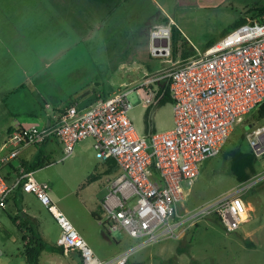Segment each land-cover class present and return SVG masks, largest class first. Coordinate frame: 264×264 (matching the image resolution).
Segmentation results:
<instances>
[{
    "label": "built area",
    "instance_id": "built-area-1",
    "mask_svg": "<svg viewBox=\"0 0 264 264\" xmlns=\"http://www.w3.org/2000/svg\"><path fill=\"white\" fill-rule=\"evenodd\" d=\"M150 36L151 55L172 58L171 28L158 26ZM163 81L168 83L172 98L173 126L141 135L129 115L133 107L129 95L136 92L142 99L143 90L144 105L156 106ZM142 83L98 97L85 107L71 105L52 125L15 129L2 147L7 151L0 152V170L23 148L50 138L62 146L58 162L69 158L81 141L91 139L96 157L102 162L115 160L120 170L113 181L108 180V193L101 201L104 219L100 222L109 234L124 231L132 238L144 239L143 247L166 238L179 239L211 215L227 232L237 231L250 216L243 194L264 181V168L233 191L192 211L181 214L179 204L188 197L203 161L218 156L235 126L264 102V17L231 29L204 51L174 62ZM247 140L264 164V124L256 125ZM21 184L60 226L56 244L65 255L78 252L81 264H128L131 250L108 260L98 257L54 204L49 186L36 181L33 172L22 165L12 184L0 173V214Z\"/></svg>",
    "mask_w": 264,
    "mask_h": 264
},
{
    "label": "rangeland",
    "instance_id": "rangeland-1",
    "mask_svg": "<svg viewBox=\"0 0 264 264\" xmlns=\"http://www.w3.org/2000/svg\"><path fill=\"white\" fill-rule=\"evenodd\" d=\"M16 1L6 0L9 4L10 17L17 11ZM23 1L39 7L38 11L34 8L37 20L38 14H42L41 18L48 19L54 16L47 3L48 0ZM181 1L180 8L169 11L172 14L182 13L179 17L175 16L178 26L181 27L180 32L185 39H189L200 49L205 48L210 42L219 40L238 19L250 17L254 9L264 6V0H217L216 6L203 10L196 6V0ZM153 4L150 0H138L132 1V5L122 9V12L115 17L135 16L128 20L129 25L115 26L113 19L115 17L106 18L104 23L99 15H95L88 21L85 30L84 28L78 30L74 26L71 31L66 27L64 32L66 36L60 34L58 37L61 45L57 49L72 48L75 54L73 63H81L82 67L86 61L88 65L95 63L98 73L89 75L96 79L97 90L102 93L108 94L120 88H136L147 78L154 77L171 67L174 62L185 59L183 55H177L176 58L151 55L149 35L146 32L147 21L155 18L160 12ZM183 5L185 8H181ZM42 8L51 14L42 13ZM73 12L75 17L80 16L79 13ZM35 24L37 25L36 21L26 22V28L31 29ZM164 26L171 28L167 22ZM30 32L26 31V33ZM170 43L173 51L172 39ZM176 46L178 53L184 49L181 40ZM134 54L143 64L145 71L143 69L141 73H134L115 67L118 59L123 57L127 59ZM62 67L63 65L58 63L55 69ZM64 68L69 67L66 65ZM86 68L89 69L88 66ZM90 69L95 70L93 66H90ZM52 70L53 68L50 71ZM141 96L142 99L136 92L129 95L133 105L129 115L138 132L144 130L143 119L148 108L143 103L146 97L143 90ZM150 109L152 114L157 112V120L164 125L172 110V103L160 107L152 106ZM255 114L253 109L235 126L218 156L203 161L200 174L190 188L189 197L179 204L181 214L208 204L238 187L230 170V158L225 156V152L237 146L245 152L252 151L247 134L259 124ZM60 156L58 150L51 160L54 163L35 171L36 177L46 182L54 204L66 214L76 229L84 234L89 246L101 259H112L120 253L131 250L132 255L128 264H264V181L243 194V199L251 201L255 207L245 227L235 232H227L219 219L211 215L196 222L179 239L166 238L142 247L144 239L132 238L124 231H113L109 234L99 221L93 219V212L101 213V201L108 193V180L113 181L118 174L104 173L106 166L96 157L91 141H82L75 147L73 154L63 162L57 161ZM259 164L264 168L261 161ZM91 174H94V177L90 178ZM14 211H9L10 215ZM31 212L37 218L38 229L44 241L47 245L54 246L57 243L60 226L41 202L34 201L31 204ZM1 221L4 226L0 228V264H29L25 241H23V235H26L27 231L22 226L19 228L7 214L1 216ZM247 230L248 232L245 233ZM39 264H73V262L71 258L61 253L43 251Z\"/></svg>",
    "mask_w": 264,
    "mask_h": 264
},
{
    "label": "crops",
    "instance_id": "crops-1",
    "mask_svg": "<svg viewBox=\"0 0 264 264\" xmlns=\"http://www.w3.org/2000/svg\"><path fill=\"white\" fill-rule=\"evenodd\" d=\"M93 1L48 0L47 3L51 7V11L54 12V16L50 19L41 18L42 14L40 15L37 12L39 16L37 20L34 13V8L37 11L39 10L37 5L26 4L23 0H17L15 3L17 11L10 17L9 4H7L6 0H0V152L7 151V149L2 147L9 134L15 129L33 125L38 127L52 125L69 106L77 104L80 107H85L92 104L98 97H106L113 92L105 94L97 90L96 79L89 75L98 73L95 63L88 65V61H86L82 67L81 63H73L75 54L72 48L57 49L61 45L58 37L60 34L66 36V33H64L67 29L66 27L70 28L71 31H73L74 26L78 30L80 28L85 30L88 26V21L95 15H99L105 23L106 18L115 17L122 12V9L132 5V1L138 0H127L112 12H108L106 5ZM150 1L158 7L160 12L155 15V18L147 21L148 28L146 32L149 35V50L151 48L150 34L152 30L158 26H164L166 22L171 26H177L181 30L175 16L179 17L182 14H172L169 11L170 9L180 8L181 0ZM216 4L217 0H196V6L203 10L210 9ZM26 5L29 6L26 7ZM181 8H185V6L183 5ZM73 11L79 13L80 16L75 17ZM43 12L51 14L42 8ZM133 17H115L113 18L115 26L120 24L129 25L130 21L128 20ZM35 21L37 25L35 24L31 29L30 27L26 28V22L33 23ZM26 31L31 32L26 33ZM189 42L197 53L204 51L208 46L200 49L190 40ZM178 55L180 56L181 52ZM136 56L134 54L127 59L124 57L120 58L117 60L116 66H114L117 69L141 73L143 69L145 71V68L140 60H137ZM58 63L62 64L63 67L55 69ZM66 65L69 68H64ZM90 66H93L95 70L90 69ZM51 68H53L52 71H50ZM73 74L76 75L73 76ZM172 126V110L167 120L164 121V125H161L160 121L157 120V112L154 114L150 112L149 127L146 128L144 123L143 132L138 133L144 135L150 132L166 131ZM87 140H90L93 146V141L91 139L84 141ZM58 150L62 154V146L55 138H50L39 146H27L20 151L18 157L11 164L4 166L0 173L7 183L12 184L18 177L19 165L34 162L39 153H42L44 158L49 157L52 160ZM33 178L38 182H43L36 177L35 171L33 172ZM189 195L190 192L188 197ZM34 201L40 202L34 194L25 192L22 188L16 189L10 196L6 209L0 214V228L4 226L1 221L3 214H7L13 221L17 218L14 222L18 227L28 222L38 226L37 218L31 212V204ZM245 201L248 204L250 215L255 211V207L251 201L247 199ZM11 210L15 211L10 215L9 211ZM250 218L251 215L241 227H245ZM99 223L101 224L100 221ZM247 232L248 230L245 231V233ZM81 234L82 236L84 235L82 232ZM90 241L92 240L90 239ZM55 245L57 246L56 243ZM71 255L77 257V259ZM65 256L71 258L73 264H81L78 252L70 251Z\"/></svg>",
    "mask_w": 264,
    "mask_h": 264
},
{
    "label": "trees",
    "instance_id": "trees-1",
    "mask_svg": "<svg viewBox=\"0 0 264 264\" xmlns=\"http://www.w3.org/2000/svg\"><path fill=\"white\" fill-rule=\"evenodd\" d=\"M94 1L106 5L108 12H112L113 10L118 8L123 2L127 0H94ZM263 17H264V6L256 8L253 10L250 17H242L238 19L234 24L230 26L229 29H227L222 34V36L228 33L231 29L236 28L237 26L241 24L247 23L249 20H262ZM171 32H172L171 39L173 40V43H174V48H173L174 58H176L178 55L176 44L179 40L182 41V46L184 47V49L181 51V56L183 55L185 59L197 53L195 49L193 48V46L189 44L188 40L183 37L182 33L176 26L174 25L171 26ZM216 41L217 40L210 42L207 48L213 45ZM159 86H160L159 93L161 94L162 97L160 98L156 107L163 106L166 103H170L172 101V98L169 92L168 83L163 81L161 82ZM150 108L151 107H148L145 113L144 123H145L146 128H148L150 125V112H151ZM254 111L256 112L255 118L257 119V122L259 123L258 125L264 124V102L261 103L257 108H255ZM35 146H39V145H35ZM225 156L227 158H230V170L238 184L248 181L252 176L259 173L262 169L261 165L259 164V160L255 156V154L252 151L245 152L239 146H237L234 149H231L228 152H225ZM52 163L54 162H52L49 157L44 158L43 154L39 153L36 159L34 160V162L28 163V164L23 163L21 165L24 167L25 171L34 172ZM103 164L106 166V171L104 173L119 174L120 170L115 160L110 159V160L103 162ZM92 177H94V174L90 175V178ZM18 188H22V184ZM92 215L94 219H96L97 221H101L104 217L103 216L104 210L102 206H101V213L93 212ZM16 219H14V221H16ZM22 227H24V229L27 231L26 235H23V241L26 242L25 243L26 257H27L29 264H39L40 256L43 251H51V252H58V253L64 254L63 248L58 247L56 245L55 246L47 245V243L42 238L41 233L39 232L38 226L36 224L28 222V223L23 224ZM104 229L106 230L105 226H104Z\"/></svg>",
    "mask_w": 264,
    "mask_h": 264
},
{
    "label": "bare ground",
    "instance_id": "bare-ground-1",
    "mask_svg": "<svg viewBox=\"0 0 264 264\" xmlns=\"http://www.w3.org/2000/svg\"><path fill=\"white\" fill-rule=\"evenodd\" d=\"M167 30H165L164 32H166Z\"/></svg>",
    "mask_w": 264,
    "mask_h": 264
}]
</instances>
